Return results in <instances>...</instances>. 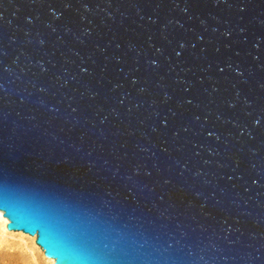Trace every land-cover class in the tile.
<instances>
[{"label":"water","instance_id":"water-1","mask_svg":"<svg viewBox=\"0 0 264 264\" xmlns=\"http://www.w3.org/2000/svg\"><path fill=\"white\" fill-rule=\"evenodd\" d=\"M0 211L54 264H264V0H0Z\"/></svg>","mask_w":264,"mask_h":264},{"label":"rangeland","instance_id":"rangeland-1","mask_svg":"<svg viewBox=\"0 0 264 264\" xmlns=\"http://www.w3.org/2000/svg\"><path fill=\"white\" fill-rule=\"evenodd\" d=\"M4 223L0 215V264H54L35 244V237L10 232Z\"/></svg>","mask_w":264,"mask_h":264},{"label":"bare ground","instance_id":"bare-ground-1","mask_svg":"<svg viewBox=\"0 0 264 264\" xmlns=\"http://www.w3.org/2000/svg\"><path fill=\"white\" fill-rule=\"evenodd\" d=\"M0 215L2 216V219H3V221L5 222L4 225L6 226V224H7V222H8L7 218H5V217L1 214V211H0ZM8 231H10V230H8ZM10 232H21V231H10ZM22 233H23V232H22ZM24 234H26V233H24ZM26 235H29V234H26ZM29 236H31V235H29ZM31 237H35V236H31ZM46 258H47V257H46ZM47 259H50V258H47ZM50 260H52V259H50Z\"/></svg>","mask_w":264,"mask_h":264}]
</instances>
